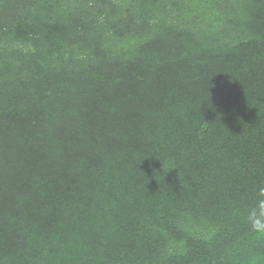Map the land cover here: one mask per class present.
Instances as JSON below:
<instances>
[{"label":"trees","instance_id":"16d2710c","mask_svg":"<svg viewBox=\"0 0 264 264\" xmlns=\"http://www.w3.org/2000/svg\"><path fill=\"white\" fill-rule=\"evenodd\" d=\"M264 0H0V264H264Z\"/></svg>","mask_w":264,"mask_h":264},{"label":"clouds","instance_id":"9594fccd","mask_svg":"<svg viewBox=\"0 0 264 264\" xmlns=\"http://www.w3.org/2000/svg\"><path fill=\"white\" fill-rule=\"evenodd\" d=\"M260 196L264 197V188L259 190ZM253 230L264 232V220L261 221H253L252 224Z\"/></svg>","mask_w":264,"mask_h":264}]
</instances>
